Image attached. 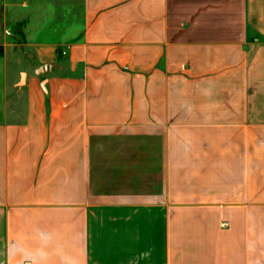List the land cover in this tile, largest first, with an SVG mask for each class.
Listing matches in <instances>:
<instances>
[{"label":"crops","instance_id":"1","mask_svg":"<svg viewBox=\"0 0 264 264\" xmlns=\"http://www.w3.org/2000/svg\"><path fill=\"white\" fill-rule=\"evenodd\" d=\"M52 1L0 0V264H264V0Z\"/></svg>","mask_w":264,"mask_h":264},{"label":"rangeland","instance_id":"2","mask_svg":"<svg viewBox=\"0 0 264 264\" xmlns=\"http://www.w3.org/2000/svg\"><path fill=\"white\" fill-rule=\"evenodd\" d=\"M4 1V8L3 13H1V19L6 21L4 24V33L5 36L11 39L12 41H17L23 43L27 41L26 36V27L30 20H36L38 24H41L44 20V15L40 13H22L17 12L14 13L13 9L17 10L19 6H15L13 8L10 4L12 0H3ZM17 2L23 3V1L27 2L28 0H15ZM66 1V0H65ZM52 11L50 12L49 16L51 18V26L59 27L65 25H72L76 23V20H79L80 16V3L79 0H67L66 2L60 0H53ZM27 8V7H26ZM15 15L18 16L15 17ZM6 20H5V19ZM54 30V29H53ZM58 30L55 31L58 34ZM53 31V32H55Z\"/></svg>","mask_w":264,"mask_h":264},{"label":"water","instance_id":"3","mask_svg":"<svg viewBox=\"0 0 264 264\" xmlns=\"http://www.w3.org/2000/svg\"><path fill=\"white\" fill-rule=\"evenodd\" d=\"M44 68H46V69H47V66H45ZM42 71H44V69H42Z\"/></svg>","mask_w":264,"mask_h":264}]
</instances>
